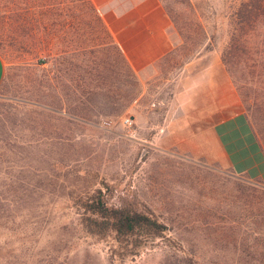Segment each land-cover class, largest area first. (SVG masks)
<instances>
[{
	"label": "rangeland",
	"instance_id": "obj_1",
	"mask_svg": "<svg viewBox=\"0 0 264 264\" xmlns=\"http://www.w3.org/2000/svg\"><path fill=\"white\" fill-rule=\"evenodd\" d=\"M44 1L0 0V264H264V183L233 172L210 130L242 110L264 150L247 108L260 59L220 58L235 0H159L171 48L140 76L97 8ZM97 191L165 229L131 248L88 232L80 203Z\"/></svg>",
	"mask_w": 264,
	"mask_h": 264
},
{
	"label": "crops",
	"instance_id": "obj_2",
	"mask_svg": "<svg viewBox=\"0 0 264 264\" xmlns=\"http://www.w3.org/2000/svg\"><path fill=\"white\" fill-rule=\"evenodd\" d=\"M91 2L135 74L143 75L155 60L170 50L169 18L159 0ZM4 69L0 54V81ZM210 127L221 160L233 172L264 183V154L244 112L225 113L214 119ZM187 138L191 139V135Z\"/></svg>",
	"mask_w": 264,
	"mask_h": 264
},
{
	"label": "trees",
	"instance_id": "obj_3",
	"mask_svg": "<svg viewBox=\"0 0 264 264\" xmlns=\"http://www.w3.org/2000/svg\"><path fill=\"white\" fill-rule=\"evenodd\" d=\"M81 2L93 12L94 16L98 17L96 7L91 0H81ZM255 2H258V5L254 7ZM42 3L47 4L45 1ZM232 6L234 9H232L228 20V37L220 52V58L230 72L231 57L253 52V55L260 59L256 72L264 80V0H235ZM115 47L122 55L116 43ZM248 107L256 110L257 114L264 119V97L260 104L255 100ZM253 134L255 135L254 132ZM259 146L263 152L260 143ZM254 180L257 183H263L257 179ZM80 206V218L88 232L97 234L112 232L117 241H123L125 245L129 244L130 248L139 245L147 237L160 235L165 229V224L157 219L151 211L138 210L127 205H107L98 191L87 196ZM254 223L255 228H261L264 225V213L255 217ZM256 242H258L257 239Z\"/></svg>",
	"mask_w": 264,
	"mask_h": 264
},
{
	"label": "built area",
	"instance_id": "obj_4",
	"mask_svg": "<svg viewBox=\"0 0 264 264\" xmlns=\"http://www.w3.org/2000/svg\"><path fill=\"white\" fill-rule=\"evenodd\" d=\"M119 121L121 122V124L123 126H125L127 128V131L130 133L131 132L130 127H131V121H132L131 116L124 115V116L120 117ZM110 122H111V120H109V119L108 120L107 119H103L102 120V123H104L106 125H109Z\"/></svg>",
	"mask_w": 264,
	"mask_h": 264
}]
</instances>
